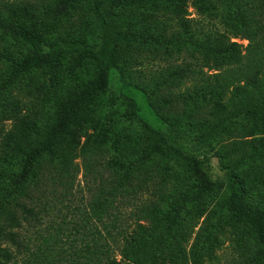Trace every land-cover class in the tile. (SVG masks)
I'll list each match as a JSON object with an SVG mask.
<instances>
[{"label":"trees","instance_id":"obj_1","mask_svg":"<svg viewBox=\"0 0 264 264\" xmlns=\"http://www.w3.org/2000/svg\"><path fill=\"white\" fill-rule=\"evenodd\" d=\"M90 1L99 13L108 5L109 13L110 6L122 0H55L54 9L44 7L38 13L34 6L17 7L11 11L10 20H2L0 16V32L30 49V55L19 61L9 51L0 50V63L8 65L7 71L0 73V116L5 112L10 114L9 120L17 122L19 133L5 137L4 152L22 158L17 171H0V264L43 263L36 255L37 250L34 252L31 243L23 237V232L33 227L37 216L33 208L37 167L41 159L50 156V175L58 177L67 171L71 156L63 153L61 164L57 165L53 156L55 148L64 138L74 137L73 130L81 126L82 121L93 124L91 109L109 88L113 71L121 73L125 82L135 80L142 84L153 111L170 131L194 130L193 140L198 149L208 150L220 138L227 137L230 144L225 147L226 153L240 157L236 168L249 163L253 157L264 158L263 151L258 152L257 147L250 145V158L246 159L241 148L251 144L249 124L264 136V0H193V6L201 15L218 19L224 28L202 34L204 37L192 26L187 11L189 0H127L129 6L149 13H169L177 22V30L169 35L167 27L158 34L149 31L154 29L141 31L132 25H108L99 50L83 48L75 41L76 64L88 69L87 79L67 91L57 106L52 124L38 127L19 119L18 107L9 102L8 90L20 77L33 72L54 74L65 54L62 48L47 52L40 37L25 23L32 22L46 30L57 28ZM148 18L146 15L142 19L144 28L149 25ZM233 38L248 41L247 47L233 42ZM145 49H152L154 59L164 56L171 61L159 77H151L149 81L143 79L141 68L135 69L150 62L142 55ZM184 57L189 59L188 63ZM180 58L184 62L174 64ZM194 60L196 62H192ZM203 69L219 74L213 75L211 82H201L200 70ZM188 83L194 86L182 91ZM132 115L138 118L136 111ZM139 122L145 134L141 152L135 159L105 164L108 180L114 179L107 180L108 187L101 191L99 199L105 194L113 199L121 195L136 196L150 186V189L156 188L160 200L143 212L136 228L123 237V245L108 244L105 249L96 240L92 245L86 243L78 247V241L71 240L78 236L77 229L65 233L67 246L72 251L62 249L63 257L54 255L53 264H69L64 261L66 258L73 264H211L223 242L219 232L225 212L237 223L254 226L264 255V212L246 204L237 178L230 181L232 192L220 214L207 213L202 208L203 198L223 185L211 181L199 158L185 155L163 132L142 119ZM93 131L80 147L82 155L89 156L88 159L94 153L102 155L110 145L109 137L101 135L102 130ZM167 153L187 162L194 183L170 192L168 173L150 174L153 162ZM99 215V211H94L93 216Z\"/></svg>","mask_w":264,"mask_h":264},{"label":"rangeland","instance_id":"obj_2","mask_svg":"<svg viewBox=\"0 0 264 264\" xmlns=\"http://www.w3.org/2000/svg\"><path fill=\"white\" fill-rule=\"evenodd\" d=\"M54 1L0 0V16L2 20H10L13 17L11 11L17 7L34 6L40 13L44 7L54 9ZM127 2L122 0L118 5H111L109 13L107 5L99 13L94 2L90 1L68 20L63 21L60 26L50 30L39 28L32 22H24L26 27L40 37L47 52L62 48L65 54L60 58L58 69L54 74L49 75L46 71L33 72L20 77L17 84L8 90L9 102L18 107L19 119L26 123H35L38 127L52 124L57 106L64 99L67 91L87 79L88 69L76 64L73 46L75 41H78L83 48L99 50L104 29L108 25H132L141 31L154 29L149 31L158 34L161 29L167 27L170 29L169 35L177 30V22L169 13H149L129 6ZM192 2L193 0H189L188 15L194 30L199 31L201 37H204L202 34L224 30L218 19L201 15ZM146 15L149 17V25L144 28L141 22ZM233 42H238L244 48L248 45V41L239 39L233 38ZM0 50L1 52L9 51L18 61L30 55V49L22 42L1 32ZM161 52L158 51V53ZM142 55L149 58L150 62L143 68L135 69L141 68L140 72L142 74L143 71L142 77L146 81H149L151 77H159L171 63L164 56H156L154 59L152 49H145ZM185 59L188 63L189 59ZM183 62L184 59L180 58L174 64L181 65ZM7 69L8 65L0 63V73H5ZM200 71L201 82H211L213 75L219 74L207 69ZM193 86L188 83L182 91ZM134 111L137 112L138 118L132 115ZM91 112L93 124L82 121L81 126H76L73 130L74 137L64 138L55 148L53 156L56 158L57 165L61 164L63 153L71 156L67 171L59 174L61 176L58 177L50 175L49 171L52 168L49 163L50 156L41 159L37 167L39 175L33 185L35 198L33 208L37 216L34 218L33 227L23 232V237L31 243L34 252L37 250V257L43 259L41 264H53L54 255H60L62 258L64 255L61 253L62 249L67 252L72 251L67 246L68 240L65 233H71L74 229H77L78 236L72 237L71 240H77L78 247L86 243L92 245L96 240L105 249L108 248V244L123 245V237L136 228L143 217V212L158 203L160 198L157 190L152 187L150 189V186L146 188L147 191L139 192L136 196L121 195L113 199L105 194L99 199L101 191H106L108 187V172L105 170V164L116 160L126 161L127 158L135 159L143 148L145 134L140 127L139 119L167 135L170 143L181 149L185 155L199 158L211 181L223 185L203 198L202 208L207 213L220 214L229 193L232 192L230 186L232 178H237L239 187L241 186L240 189L244 192L246 204L252 209L264 212V158L253 157L249 163L236 168L240 157L239 154L226 153L225 147L230 144L227 137L220 138L208 150L198 149L193 140L194 130L186 128L172 132L168 125L157 117L142 84L135 80L125 82L121 73L113 71L109 88L94 102ZM6 113L0 116V171L2 173H8L7 170L17 171L22 165L21 156L7 155L4 152L5 137L9 134H19L17 122L9 120L10 114ZM248 126L250 128L248 133L251 135L248 140L251 144L241 146L242 152L246 153L243 155L246 159L250 158L248 155L250 145L257 147L258 152H264V142H261L264 136L258 134L259 132L250 124ZM94 129L102 130L101 135L109 137L110 145L102 155L94 153L88 159L89 156L82 155L80 147L86 141V136L94 134ZM151 168L152 176L153 173L158 175V172L162 173V171L169 174L170 192L176 189L181 190L195 182L187 162L169 153L157 158ZM113 179H109L108 182H112ZM96 210L100 212L99 217L93 216ZM250 220L252 222L253 217ZM221 221L219 235L223 237V242L217 248L216 259L211 264H264L263 246L254 226L235 222L228 212L223 213ZM88 233H90L89 236H87ZM66 259L65 262L73 264L70 258ZM19 263L21 264L20 261Z\"/></svg>","mask_w":264,"mask_h":264}]
</instances>
